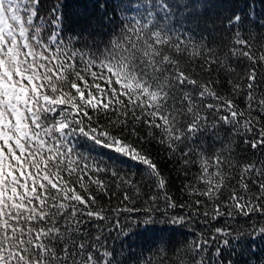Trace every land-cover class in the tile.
<instances>
[{
	"label": "snow or ice",
	"instance_id": "obj_1",
	"mask_svg": "<svg viewBox=\"0 0 264 264\" xmlns=\"http://www.w3.org/2000/svg\"><path fill=\"white\" fill-rule=\"evenodd\" d=\"M63 7L0 0V264H121L92 221L130 237L136 233L125 229L152 231L156 215L174 226L193 216L209 225L225 215L264 217V160L234 159L233 141L219 131L264 150V31H256L264 18L253 8L245 27L240 13L226 16L228 39L214 48L185 27L200 26L194 0H117L106 40L74 27ZM209 129L219 147L198 150L197 137ZM77 138L114 153L109 159L142 165L149 190L78 151ZM150 142L181 163L185 202L169 195L143 148ZM113 197L115 207L101 203ZM249 235L264 237V225ZM217 236L253 264L255 249L222 227L183 243L160 236L136 264H233L221 247L209 251Z\"/></svg>",
	"mask_w": 264,
	"mask_h": 264
},
{
	"label": "trees",
	"instance_id": "obj_2",
	"mask_svg": "<svg viewBox=\"0 0 264 264\" xmlns=\"http://www.w3.org/2000/svg\"><path fill=\"white\" fill-rule=\"evenodd\" d=\"M117 0H43V7L48 9L53 5H63L61 9L65 13L66 20L69 21L74 27H88L90 31L96 32V38L107 39V36L103 33L111 32V25L108 24V18L113 15V9ZM127 2V0H126ZM197 4L195 11H199L201 15L198 17L199 27L195 24H185V27H192L194 29L193 39L199 41L200 35L204 34L208 37V41L214 48H220L222 43L228 39V33L221 25V21L226 16L231 15L233 12H238L244 17V25L248 26L247 16L249 12L254 8L256 18H264V0H194ZM118 11V10H117ZM259 31L264 30H256ZM245 35L247 33H244ZM199 73V69H196ZM208 78L207 76L204 77ZM212 78H216V70L213 69ZM223 74H221V79ZM223 91V89H221ZM221 136L227 135L229 139L233 141L235 149L234 159L246 162L248 160L261 159L264 160V150L253 152V150L244 143V137L231 136L228 129L224 126L219 128ZM143 134V130L142 133ZM135 140V138H132ZM77 150L90 155L97 161H101V166H109L113 169H119L121 174H128L133 176L138 186L141 187L142 192H147L149 189L145 185H150L148 177L145 175V170L142 165L127 160L126 158L109 159L114 156V153L107 149H103L99 146H94L91 142L77 138ZM196 146L204 148L207 152H212L215 148L219 147V142L216 141L213 134V130L201 133L196 140ZM143 148L150 154L151 159L157 164L161 174L168 180V193L178 203H183L186 200L184 194H182V186L187 183V180L182 170L181 163L178 162L176 157H172L164 148L155 142L144 143ZM195 171V168L192 169ZM106 181L110 182L111 178L108 176H102ZM115 190V189H114ZM119 192L117 191V196ZM101 203L106 207H115L119 201L117 197H113L111 201L107 198H102ZM181 210L177 209L176 213H180ZM188 209H184L181 214H187ZM171 213L170 214H176ZM127 213H122L119 217L122 224H126L129 221L124 217ZM138 219H143L142 214H137ZM117 219L116 216H111L110 220ZM156 223L149 225L152 231L144 232L142 229L133 228L125 229V231H134L136 234L130 237H126L119 229L114 226L109 227L108 221H92V225H99L100 229H103L102 240L105 241L110 251H114L116 259L121 264H136L137 257L144 253L147 255V249L151 246L152 241L160 236L165 239L172 238L173 243L179 241L181 243L185 241H191L200 236L201 233L205 234L207 238L210 234L214 233L215 227L225 228L227 231L232 232L233 236L240 235L241 242L246 245H250L255 249V257L253 258V264L256 260L264 259V237L259 235L250 236L252 226L264 225V217L257 214L252 215L251 218L244 216H235V218L227 215L220 219L213 221L210 225L206 224L201 216H193L191 223L183 226L171 225L164 222V217L156 215ZM93 234H97L98 229L89 226ZM164 229L163 232L160 230ZM236 243L233 237H227ZM224 237L217 236L215 241H210L209 251L212 252L217 246L223 249L222 258L224 260L231 259L233 264H243L244 260L248 257H241L239 254L233 255L228 248H224L221 244Z\"/></svg>",
	"mask_w": 264,
	"mask_h": 264
}]
</instances>
